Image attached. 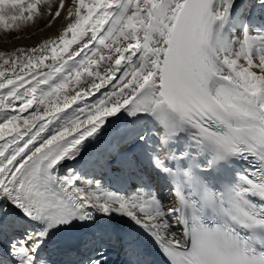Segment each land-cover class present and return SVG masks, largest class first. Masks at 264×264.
<instances>
[{"label": "snow or ice", "instance_id": "1", "mask_svg": "<svg viewBox=\"0 0 264 264\" xmlns=\"http://www.w3.org/2000/svg\"><path fill=\"white\" fill-rule=\"evenodd\" d=\"M37 15L0 50V264H107L109 230L62 234L115 217L166 264H264V0H0Z\"/></svg>", "mask_w": 264, "mask_h": 264}, {"label": "bare ground", "instance_id": "2", "mask_svg": "<svg viewBox=\"0 0 264 264\" xmlns=\"http://www.w3.org/2000/svg\"><path fill=\"white\" fill-rule=\"evenodd\" d=\"M252 11L255 13V9H252ZM48 19V16H42L41 18H36L33 24L30 25V27L26 29H17L13 34L8 37L7 41H2V43H0V50L12 51L16 48L31 47L37 44V42L43 40L44 38L55 34L57 28H59V24L55 25L52 28H47L45 27V25L47 24ZM24 31L28 32V34H24ZM125 146L128 147V145ZM124 179L128 181L127 177H125L123 178V181H120V183L118 181L114 183L116 191L123 189L126 183ZM136 179L138 183V181L140 180L138 177ZM165 190L167 191L166 188ZM170 202L171 199L169 200V203ZM98 227L106 228L107 230H109L112 233L111 238L118 242L120 248V256L117 260V264H129L126 259L127 254H130V256L134 257L135 255H139V259H141L140 263L156 264V262L153 260L143 258L142 255L138 252V249L136 247H132L131 242L128 241L125 238L124 234L120 231L128 229L141 230L138 227L132 226L130 222L120 217L113 218L111 222H109L107 219H103L99 222Z\"/></svg>", "mask_w": 264, "mask_h": 264}, {"label": "rangeland", "instance_id": "3", "mask_svg": "<svg viewBox=\"0 0 264 264\" xmlns=\"http://www.w3.org/2000/svg\"><path fill=\"white\" fill-rule=\"evenodd\" d=\"M29 2H31V0H29ZM42 3H43V0H42ZM53 10H54V8H53ZM13 14L19 15V13L15 12V11L9 13V15H13ZM39 17L41 18L42 16H38V15L34 16L33 20H31V21H29V20L17 21L15 24H13L11 29H4L3 26L0 25V43H2V41H7L8 37L11 34H13L17 29H21V28L26 29V28L30 27V25L33 24L34 20L36 18H39ZM9 23H12V22L9 21ZM24 34H28V32L24 31ZM97 169L90 170L89 175L85 179H88V180L94 179V180L100 181V183L106 189H109V184L112 183L113 180L118 179L117 181L120 183L121 180H119V179L125 178L124 176L136 175V174L129 173V172H113V171H108V170L100 169V168H97ZM130 179H131V177H130ZM127 180H129L128 177H127ZM125 182L127 183L128 181L125 180ZM154 182L155 181H153V183ZM122 183H124V182H122ZM154 186H156V185H154ZM132 190H133V187L131 186L130 189L125 190V192H122V193H131ZM163 190L164 191L161 192L160 194H161V196L166 197L168 195V192L165 189H163ZM165 201L166 202L169 201V198L165 199ZM127 255H126V257H127Z\"/></svg>", "mask_w": 264, "mask_h": 264}]
</instances>
